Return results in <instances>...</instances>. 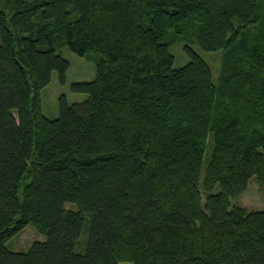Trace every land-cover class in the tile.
I'll return each instance as SVG.
<instances>
[{
  "label": "trees",
  "instance_id": "1",
  "mask_svg": "<svg viewBox=\"0 0 264 264\" xmlns=\"http://www.w3.org/2000/svg\"><path fill=\"white\" fill-rule=\"evenodd\" d=\"M64 46L95 78L48 119ZM193 46L221 51L217 78ZM253 177L264 0H0V264H264V211L230 204ZM28 225L44 240L9 251Z\"/></svg>",
  "mask_w": 264,
  "mask_h": 264
},
{
  "label": "rangeland",
  "instance_id": "2",
  "mask_svg": "<svg viewBox=\"0 0 264 264\" xmlns=\"http://www.w3.org/2000/svg\"><path fill=\"white\" fill-rule=\"evenodd\" d=\"M193 51L201 57L210 67L213 78H217L221 67V51L204 52L197 46ZM170 53L174 57L173 67H183L189 61V57L183 50L182 43L170 46ZM69 62V68L65 74L64 82H61L57 72H53L48 85L40 91L42 113L48 119H56L59 116L58 101L64 96L68 104L80 103L87 99L86 94L75 93L71 85L76 82H90L95 78L96 53H90L85 57H79L72 53L67 46L57 51ZM231 206L243 207L247 212L264 211V189L253 177L249 180L246 190L236 198L230 199ZM74 207L69 204L68 208ZM44 236L39 234L31 225L25 227L20 233L6 243V248L14 252H26L35 241H43Z\"/></svg>",
  "mask_w": 264,
  "mask_h": 264
}]
</instances>
